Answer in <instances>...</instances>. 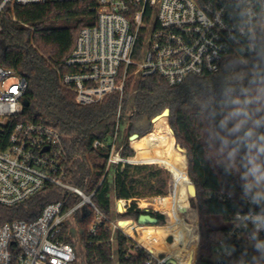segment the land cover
I'll return each instance as SVG.
<instances>
[{"label":"trees","instance_id":"obj_1","mask_svg":"<svg viewBox=\"0 0 264 264\" xmlns=\"http://www.w3.org/2000/svg\"><path fill=\"white\" fill-rule=\"evenodd\" d=\"M96 21L92 0H48L5 7L0 64L26 78L30 105L21 115L11 117L0 132V149L6 148L17 124L41 122L54 126L68 152L69 183L87 193L95 192L94 203L110 218L115 215L113 199L131 200L127 212L124 204L118 206L120 213L126 212L117 214L119 225L151 252L167 256L175 264L208 262L216 237L226 228L213 226L210 218L219 217L226 224L237 213L249 211L251 206L244 198L256 193V177L264 171V34L255 54L245 59L228 57L216 73L190 77L176 86L160 75L132 77L125 83L122 98L115 91L99 103L82 106L76 102L75 93L61 84V76L68 71L66 60L80 30ZM120 103L124 116L135 110L126 118L128 134L120 142L123 158L135 156L129 143V137L135 134L144 142L164 136L175 142L176 137L187 150L186 158V152L178 148L184 180L179 214L191 237L185 248H181V225L172 202L154 206L156 211L151 215L159 218L157 226L136 224L147 213L138 206L140 198L167 194L164 170L120 162L113 178H104L108 152L95 148L94 142L108 143L114 135ZM166 108L171 110L169 117L157 118L153 129V118ZM190 179L197 188L192 207L198 215L191 220L185 217L190 209L189 197L193 196ZM62 197L61 189L49 186L25 203L0 205V225L17 219L34 220L47 204ZM164 215L168 217L166 223ZM92 220L91 214L83 218L77 214L80 237L74 238L69 226L64 227L61 237L75 245L80 264H114L110 223L91 236L88 227ZM232 249L234 257L229 264H264V254L245 244H233ZM117 252L119 264H143L147 254L121 230L117 232Z\"/></svg>","mask_w":264,"mask_h":264},{"label":"built area","instance_id":"obj_2","mask_svg":"<svg viewBox=\"0 0 264 264\" xmlns=\"http://www.w3.org/2000/svg\"><path fill=\"white\" fill-rule=\"evenodd\" d=\"M46 1L3 0L0 32L1 16L8 4ZM92 1L97 21L80 30L66 60L68 71L61 76V84L75 93L82 106L99 103L115 91L122 98L125 83L132 77L160 75L176 86L190 77L216 73L228 57L245 59L255 54L264 34V0ZM27 90L25 77L0 64V132L11 117L23 113ZM134 112L124 116L120 103L114 135L108 143L94 142L95 148L108 152L104 178L110 176L112 166L115 174L120 162L130 163L120 155L123 145L119 132L121 121ZM67 162L62 135L54 126L26 122L14 127L6 148L0 149V205L25 203L49 186L61 189L63 197L47 204L34 220L17 219L0 225V264H80L75 245L61 237L65 226L71 227V232L76 230L74 238L80 237L77 214L82 218L92 215L88 227L91 236L110 223L111 258L119 264L117 232H124V228L94 203L95 192L87 193L67 181ZM244 199L251 209L231 217L215 239L211 258L201 264H229L234 257L233 244H245L264 254V192ZM120 201L126 209L130 207L129 200L119 199H115L116 206ZM127 236L133 239L130 233ZM135 243L147 252L143 264H175Z\"/></svg>","mask_w":264,"mask_h":264},{"label":"rangeland","instance_id":"obj_3","mask_svg":"<svg viewBox=\"0 0 264 264\" xmlns=\"http://www.w3.org/2000/svg\"><path fill=\"white\" fill-rule=\"evenodd\" d=\"M127 122H128L127 119H124L120 123V132H119L120 142L128 134ZM153 129H154V123H153ZM173 134L175 137L174 131H173ZM133 136L134 135H131L129 137V143H130V147L135 151V156H133L132 158H128V161L131 164L150 165L151 167L155 169H162L165 171V175L168 178L167 180L168 188H167V194L165 196L140 198L138 200V206H140V208L143 210L156 211L154 206L172 202L174 212L177 215L180 225H181V231H182V247L181 248H185L191 242V237H190V231L187 228H185V226L183 225L182 217L179 214L182 210V205L179 200V194L180 192H182L184 180H183L182 170H181V160H182L181 155L182 154H181V151L178 149V145H180L181 147L183 146L177 142L176 137H175V142H176V145H175L174 140L172 138H169V136H164L162 138L153 139L151 141H146V142L139 139L142 137H138L133 140ZM186 158H187V154H186ZM114 170L115 168L114 166H112L111 171H110V178H113ZM190 181L193 182L191 179ZM263 192H264V171H260L256 177V194L260 195ZM195 198L196 197H193V196L189 197L190 209L185 217H188L190 220L193 219L195 217V214L197 213V210L192 207V200ZM142 202L147 204L148 206L146 207L142 206L141 204ZM122 204H124L123 201H120L118 202L116 206L115 199H113L112 209H113V212H115V215H113V217L111 218L112 220H115V219H117L118 221L121 220L120 218L117 217L116 210H118V206ZM127 204L131 205V201L129 200ZM127 211L128 209H126V212ZM125 213H120L118 210V214H125ZM196 216L198 215L196 214ZM164 217H165V223H166L168 220V217L166 215H164ZM210 222L215 227H225L226 225L224 221L219 217L210 218ZM136 224H139V222L138 223L136 222ZM142 226L150 227V226H157V225L146 224ZM122 230H124L125 233L129 234V232L126 229H122ZM137 236L138 235H136V237ZM72 239L74 240V238ZM133 239L136 242H139L137 238L133 237Z\"/></svg>","mask_w":264,"mask_h":264},{"label":"water","instance_id":"obj_4","mask_svg":"<svg viewBox=\"0 0 264 264\" xmlns=\"http://www.w3.org/2000/svg\"><path fill=\"white\" fill-rule=\"evenodd\" d=\"M24 105H25V107H28V106L30 105V101H29L27 98L24 100ZM170 112H171L170 108H166L161 114L155 116V117L153 118L152 122L154 123L155 120H156L157 118L161 117V116H166V117L168 118L169 115H170ZM134 137L137 138L138 135L135 134V135L133 136V138H134ZM178 148H180L181 150H184V151L186 152V154H187V150H186L185 148L181 147L180 145H178ZM189 190H190V192L193 194V197H196V196H197V188H196V185H195L193 182L190 183V185H189ZM125 221H126V220H125ZM138 222H139V224H141V225H146V224L157 225V224L159 223V219H158L157 217H153V216H151L150 214H143V215H141V216L139 217ZM75 232H76V230L73 228V229H72V233H73V235L75 234Z\"/></svg>","mask_w":264,"mask_h":264},{"label":"flooded vegetation","instance_id":"obj_5","mask_svg":"<svg viewBox=\"0 0 264 264\" xmlns=\"http://www.w3.org/2000/svg\"><path fill=\"white\" fill-rule=\"evenodd\" d=\"M147 212H149V213H146V214H150L151 215V212L152 211H149V210H146ZM151 216H153V215H151ZM153 217H156V216H153ZM158 218V217H157ZM159 219V218H158Z\"/></svg>","mask_w":264,"mask_h":264},{"label":"bare ground","instance_id":"obj_6","mask_svg":"<svg viewBox=\"0 0 264 264\" xmlns=\"http://www.w3.org/2000/svg\"><path fill=\"white\" fill-rule=\"evenodd\" d=\"M151 141V140H150Z\"/></svg>","mask_w":264,"mask_h":264}]
</instances>
